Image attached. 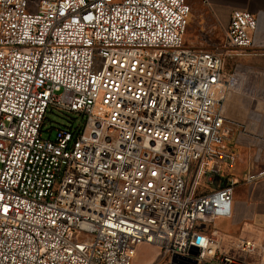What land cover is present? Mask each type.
<instances>
[{
  "label": "built area",
  "instance_id": "built-area-1",
  "mask_svg": "<svg viewBox=\"0 0 264 264\" xmlns=\"http://www.w3.org/2000/svg\"><path fill=\"white\" fill-rule=\"evenodd\" d=\"M28 6L0 0V264H133L140 243L170 264H263L264 243L226 246L214 221L232 215L238 157L224 102L264 12L232 9L197 49L186 0ZM54 111L82 124L53 138Z\"/></svg>",
  "mask_w": 264,
  "mask_h": 264
},
{
  "label": "crops",
  "instance_id": "crops-1",
  "mask_svg": "<svg viewBox=\"0 0 264 264\" xmlns=\"http://www.w3.org/2000/svg\"><path fill=\"white\" fill-rule=\"evenodd\" d=\"M211 6L216 16L219 12L223 15L225 25L234 8L264 12V0H211ZM256 38L259 45L255 53L239 59L248 60L246 66L250 68L261 65L260 68L264 69L262 17ZM224 107L227 118L238 123L234 133L238 157L232 171L235 182L232 215L216 219L214 225L226 246H234L243 239L261 245L264 243V177L248 182L246 176L264 169V72L244 73L238 89L227 95Z\"/></svg>",
  "mask_w": 264,
  "mask_h": 264
},
{
  "label": "rangeland",
  "instance_id": "rangeland-1",
  "mask_svg": "<svg viewBox=\"0 0 264 264\" xmlns=\"http://www.w3.org/2000/svg\"><path fill=\"white\" fill-rule=\"evenodd\" d=\"M191 7V11L188 17V25L184 35L185 46L193 47L197 49H208L210 46L208 44L220 43L224 40L225 31V19L223 15L219 12L216 16L215 9L212 6H205L202 0H186ZM41 0H29L28 11L37 12L40 6ZM194 42H197L194 46ZM192 44V45H191ZM238 62H243L245 71L250 72H264L263 68L258 67L250 68L248 60H243ZM237 61L229 60L225 66V72L230 73L235 67ZM48 120L45 123V129H53L52 137L54 138L56 134L55 128L60 125H70L73 121L74 126L82 124L81 118L73 112L66 111H54L53 113H48ZM76 120H73L75 119ZM49 137V132H44V138ZM133 264H170L169 260L164 257L162 252L158 250L157 247L148 244L140 243L137 246L136 255L133 259Z\"/></svg>",
  "mask_w": 264,
  "mask_h": 264
},
{
  "label": "water",
  "instance_id": "water-1",
  "mask_svg": "<svg viewBox=\"0 0 264 264\" xmlns=\"http://www.w3.org/2000/svg\"><path fill=\"white\" fill-rule=\"evenodd\" d=\"M200 240H201V239L199 238L198 241H200ZM195 253H197V252H195Z\"/></svg>",
  "mask_w": 264,
  "mask_h": 264
},
{
  "label": "bare ground",
  "instance_id": "bare-ground-1",
  "mask_svg": "<svg viewBox=\"0 0 264 264\" xmlns=\"http://www.w3.org/2000/svg\"><path fill=\"white\" fill-rule=\"evenodd\" d=\"M262 18H263V20H264V15H263V17H262Z\"/></svg>",
  "mask_w": 264,
  "mask_h": 264
}]
</instances>
